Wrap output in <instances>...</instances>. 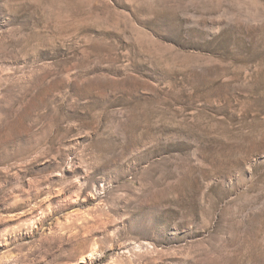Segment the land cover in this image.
<instances>
[{"label": "rangeland", "instance_id": "374dc122", "mask_svg": "<svg viewBox=\"0 0 264 264\" xmlns=\"http://www.w3.org/2000/svg\"><path fill=\"white\" fill-rule=\"evenodd\" d=\"M0 264H264V0H0Z\"/></svg>", "mask_w": 264, "mask_h": 264}]
</instances>
